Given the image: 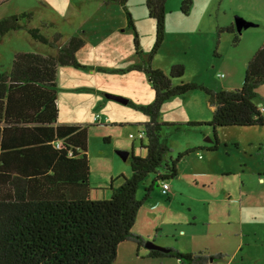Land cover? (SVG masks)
Masks as SVG:
<instances>
[{"label": "rangeland", "instance_id": "1", "mask_svg": "<svg viewBox=\"0 0 264 264\" xmlns=\"http://www.w3.org/2000/svg\"><path fill=\"white\" fill-rule=\"evenodd\" d=\"M71 1L0 0V18L30 12L29 26L47 38L59 33V45L81 32L84 45L75 56L85 68L59 67L56 92L73 125L87 130L89 186L102 185L106 190L111 170L130 175V159L123 160L119 152L138 153V134L145 120L139 107L153 100L143 73L119 70L147 59L155 41V23L144 0H127L125 7L141 51L138 56L133 30L127 27L120 6L107 9L101 0ZM183 1H166L163 41L152 55L150 68L167 74L172 66L182 65L183 74L172 85L239 89L248 60L264 42V0H190L186 14L180 11ZM236 19L254 26L238 32ZM48 50L23 30L10 32L0 40V73L10 68L14 52L44 55ZM256 93V106L264 115V83ZM211 116L207 96L199 89L173 96L159 109L160 120L167 123L183 125ZM162 137L173 158L197 143L213 145L211 130L205 128L166 126ZM216 140L213 154L196 149L180 159L176 177L167 180L168 193L162 194L159 184L153 189L137 211L131 232H145L150 235L146 241L153 242L158 229L161 241L181 253L196 252L200 246L211 254L224 253L217 264H264V130L224 127L217 131ZM152 179L149 175L139 186L137 200ZM164 263L179 264L176 260Z\"/></svg>", "mask_w": 264, "mask_h": 264}, {"label": "trees", "instance_id": "2", "mask_svg": "<svg viewBox=\"0 0 264 264\" xmlns=\"http://www.w3.org/2000/svg\"><path fill=\"white\" fill-rule=\"evenodd\" d=\"M120 6L126 25L134 33L133 46L140 56L137 33L125 4L127 0H107ZM167 0H144L148 17L155 23V41L146 60L119 70L143 73L153 92V100L140 106L146 120L141 123L145 143L143 156H129L130 175L111 180L104 199H92L88 186L87 130L79 126L56 125V71L58 67L85 68L76 60L84 42L72 36L59 45V33L45 37L29 26L30 12L0 18V40L8 33L25 31L35 42L54 53L17 52L10 68L0 73V264H112L117 247L132 242L144 247L146 240L131 232L139 208L150 199L161 182L175 178L180 159L200 149H187L174 158L165 144L166 126H208L214 151L216 131L224 127H259L264 117L256 106V88L264 83V42L248 60L239 89L210 90L193 83L172 85L183 74L182 65L167 74L150 68V60L163 41ZM190 0L180 11L187 13ZM234 37V43L238 42ZM199 89L208 99L212 116L208 122L167 123L159 118L167 99ZM127 105H134L127 101ZM142 141V140H140ZM153 179L137 200V189L145 179ZM119 182L117 186L113 182ZM147 250L146 258H173L180 264H207L223 258L205 251L181 253Z\"/></svg>", "mask_w": 264, "mask_h": 264}, {"label": "crops", "instance_id": "3", "mask_svg": "<svg viewBox=\"0 0 264 264\" xmlns=\"http://www.w3.org/2000/svg\"><path fill=\"white\" fill-rule=\"evenodd\" d=\"M101 1H102V5L105 8H107V9L108 8L111 9L110 8L111 5H116L115 3L109 2L107 0H101ZM70 2H72V1L70 0ZM120 9L122 10V8H120ZM80 35H81V32H79L78 35H76V34L75 35H71V36H69V38L72 37V36L80 37ZM15 53H17V52H14V54ZM49 53H53V52L52 51L50 52V50H48L47 54H49ZM131 65H133V64H131ZM65 67H68V66H65ZM58 69H59V67L57 68L56 75H58V72H59ZM130 72L140 73V72H137V71H130ZM137 78H138V76H137ZM56 106H57V118H56V122H55L56 125L77 126V125H73L72 120H70L68 118V116L65 114L66 111L61 108V103L58 100L57 92H56ZM210 109L212 110V108H210ZM262 116L264 117V115H262ZM145 120H146V118H145ZM191 121H197V122L204 121V122H208L209 120H199V118H196V120H191ZM188 122H190V120H188ZM120 123H123V122H120ZM195 128H205V130H208V129L211 130V128L208 127V126H198V127H195ZM248 128H251V127H248ZM218 130H220V129H217V131ZM217 131H216V134H217ZM211 134H212V130H211ZM129 135H131V134H129ZM140 142H142V141H140ZM190 147L191 148L200 147L199 150L204 149L209 154H213L216 151V147H215V150L214 151H209L208 148L211 147V146L203 147L199 143L194 144L193 146H190ZM191 148H188V149H191ZM131 151H132V153L134 155H140V156H143L144 153H145L144 149H142V148L139 149V151H138L137 154H135L133 150H131ZM117 175H119V174H117V172L114 173L111 170L110 173H109V175H108L109 178H110V181L113 180V179H115V177H117ZM118 184H119V182H117V181L113 182V185L114 186H117ZM88 186H89V182H88ZM89 189H90L89 195H90V197L92 199H96V200L104 199L108 195L107 189L105 190L102 187V185H96V186H93L92 188L89 186ZM97 192H99V196L96 195ZM171 194H172V191H171ZM158 231L159 230L157 229L155 235L153 236L152 241L155 242V243H157V244H159V245H161V246H163V247L171 248V246H170L171 244H168L166 242H162L161 241L160 235L157 234ZM180 231H182V230H180ZM159 233H160V231H159ZM134 234H137V235H139L141 237H144L145 240H147V239L150 238V235L147 234V233H145V232L138 231V232H135ZM156 235H158V236H156ZM156 239H158V240H156ZM198 251H205L206 253H208L210 255L221 254V255H223V258L225 257V254L224 253H221V252H218L216 254L209 253L207 247L204 248V247L200 246V249ZM198 251H196V252H198ZM146 252H147V250L144 247L140 248L138 250V252H137V248H136L135 244H133L132 242H129V241L123 242V243L119 244V246L117 247V255H116V258H115V260H114V262L112 264H170V263H164L165 260H175L173 258H146V257H144L145 254H146ZM188 253H195V252H188ZM223 258H221V259H223ZM176 261H178V260H176ZM207 264H217V262L216 261H214V262L210 261Z\"/></svg>", "mask_w": 264, "mask_h": 264}, {"label": "water", "instance_id": "4", "mask_svg": "<svg viewBox=\"0 0 264 264\" xmlns=\"http://www.w3.org/2000/svg\"><path fill=\"white\" fill-rule=\"evenodd\" d=\"M254 24L252 23H247L244 22L242 19H236V29L238 32H240L242 29L248 28V27H253ZM112 99L122 103V104H127V100L120 98V97H111ZM120 156L122 157L123 160H126L131 154V152H119ZM144 248L146 250H155V251H160V252H167V249L165 247H161L158 245H155L151 241H146L144 244Z\"/></svg>", "mask_w": 264, "mask_h": 264}, {"label": "built area", "instance_id": "5", "mask_svg": "<svg viewBox=\"0 0 264 264\" xmlns=\"http://www.w3.org/2000/svg\"><path fill=\"white\" fill-rule=\"evenodd\" d=\"M220 77H223V75L221 74ZM97 120H98V118L97 117H94V121H97ZM129 137L131 139L134 138L132 135H129ZM138 138H139V140H142L144 138L143 132H141V133L138 134ZM160 190H161V193L162 194H167L168 193L169 187H168L167 182H161L160 183Z\"/></svg>", "mask_w": 264, "mask_h": 264}]
</instances>
